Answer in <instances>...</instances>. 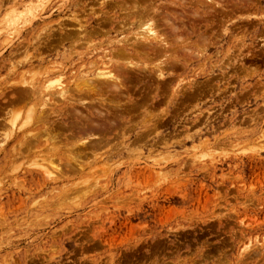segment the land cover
<instances>
[{"label":"rangeland","instance_id":"374dc122","mask_svg":"<svg viewBox=\"0 0 264 264\" xmlns=\"http://www.w3.org/2000/svg\"><path fill=\"white\" fill-rule=\"evenodd\" d=\"M140 1L0 0V264H264V0ZM134 7L165 43L136 47ZM56 32L74 35L60 47ZM122 42L146 70L66 122L134 110L108 113L97 149L69 131L49 144L43 93L72 87L86 58L128 62ZM24 84L39 105L20 102Z\"/></svg>","mask_w":264,"mask_h":264},{"label":"bare ground","instance_id":"6f19581e","mask_svg":"<svg viewBox=\"0 0 264 264\" xmlns=\"http://www.w3.org/2000/svg\"><path fill=\"white\" fill-rule=\"evenodd\" d=\"M142 1V0H141ZM140 1V2H141ZM146 2V1H145ZM208 2V1H207ZM139 2H137V4H138ZM144 3V2H143ZM149 3V2H148ZM124 5V4H123ZM128 5H129V3H128ZM136 5V3L134 4V5H130V6H135ZM141 5V4H140ZM139 5V6H140ZM125 6H126V4H125ZM111 7V6H110ZM116 7H118V6H116ZM137 7H138V5H137ZM136 7H134L133 8V11H132V13L134 12V14H132V13H130V11L128 12V14H130V15H126L127 13H125V15L126 16H128V18H127V20H130V21H133L132 23H134V21H138L139 22V27L141 28V27H146V29H145V31H144V33H140V34H138V36H140V42L142 41V40H144V41H142L143 43H138L137 45H136V47L138 46L139 48H141L140 50H142V53H143V50L144 49H147V47L148 46H146V47H144V43L146 44V43H148L149 45H151V47H152V45H161V43H165V41L164 40H162L161 39V36H159L158 34H157V32L155 31L156 29H155V24H154V22H153V24H151V18L149 17V14L150 13H148V15H147V13H146V11H148V10H146L145 11V14L142 12V10H141V7L139 8L141 11H137V9H135ZM147 8H149V7H147ZM216 8V7H215ZM26 9V8H25ZM142 9H144V8H142ZM203 9V8H202ZM28 10H30V9H28ZM125 10H126V8H125ZM210 10V9H209ZM93 12V11H92ZM140 12V13H139ZM28 13V12H27ZM32 13V12H31ZM21 14V13H20ZM151 15V14H150ZM18 16V15H17ZM19 17V16H18ZM177 17V16H176ZM194 17V16H193ZM145 18V20L144 21H142V19H144ZM153 18V17H152ZM197 18V17H196ZM201 18V17H200ZM124 19H125V17H124ZM154 19V18H153ZM15 20H17V19H15ZM126 20V19H125ZM164 20H165V18H164ZM169 20H171V19H169ZM168 19H167V22L169 21ZM192 20V19H191ZM166 21V20H165ZM185 21H187V20H185ZM193 21V20H192ZM125 22V21H124ZM137 22V23H138ZM178 22V21H177ZM149 23V24H148ZM158 23H160V22H158ZM157 23V25H159ZM151 24V25H150ZM164 25H165V22L163 23ZM172 24V23H171ZM137 25V24H136ZM156 25V27H158ZM176 24H174V26H175ZM180 25V24H179ZM138 26V25H137ZM168 26V25H167ZM170 26V25H169ZM174 26L172 27V28H170L171 30H173L172 31V35H173V32L174 33H176L175 31L176 30H178V29H176V27L174 28ZM81 27V26H80ZM168 28V27H167ZM186 28V27H185ZM184 28V29H185ZM95 29H97V28H94V30ZM143 29V28H142ZM59 30V29H58ZM94 30H92V31H94ZM137 30V29H136ZM138 30H140L139 28H138ZM144 30V29H143ZM142 30V31H143ZM167 30V29H166ZM169 30V29H168ZM171 30H169V31H171ZM85 31V30H84ZM109 31V30H108ZM39 33L40 32H43V29H40L39 31H38ZM63 32V31H62ZM67 32V31H66ZM87 32H90L89 30L87 31ZM97 33H98V31H96ZM162 32H163V30H162ZM65 33V32H64ZM80 33H83V29H82V32H80ZM139 33V32H138ZM41 34V33H40ZM53 34V33H52ZM66 34V33H65ZM65 34H63V35H61V34H59V35H57V32H56V35L58 36H56L57 38H59V39H56V40H59V41H55V39H54V42L55 43H57L58 42V46H62L63 45V43H62V41H63V39L65 38V40L66 39H68V37H71L72 35H74V34H70L69 36H68V33H67V35H66V37L64 36ZM88 34V33H87ZM90 34H91V32H90ZM93 34V33H92ZM91 34V35H92ZM136 34V33H135ZM163 34V33H162ZM166 34H168V33H166ZM94 35V34H93ZM181 35H182V33H181ZM47 36V35H46ZM53 36V35H52ZM142 36V37H141ZM170 36H171V33H170ZM51 37V36H50ZM49 37V38H50ZM64 37V38H63ZM74 37H78V36H76V34H75V36ZM73 37V38H74ZM164 37V36H163ZM181 37V36H180ZM52 38H51V41L53 42V40H52ZM142 38V39H141ZM45 38H43L42 40H44ZM72 39V38H71ZM176 39V38H175ZM181 39V38H180ZM179 38H178V41L180 40ZM69 40H70V38H69ZM89 40H90V38H89ZM50 41V40H49ZM88 41V40H87ZM174 41V40H173ZM205 41V40H204ZM207 41V40H206ZM45 42H46V40H45ZM86 42V41H85ZM91 42V41H90ZM123 43V42H122ZM125 43H127V42H124L123 43V46L118 50V52H117V54L115 55L116 57L118 56V57H127L128 55H130V54H132V52H134L136 55H139V53L136 51L135 52V48H134V50H131L130 48H127V47H125L127 44H125ZM51 44V49H53L54 47H56L57 46V44H54L55 46L54 47H52V43L50 42V43H48L47 45H50ZM148 44H146V45H148ZM85 45V44H84ZM57 46V47H58ZM181 46V45H180ZM45 47V46H44ZM47 47V48H46ZM45 48L46 49H44V48H42L44 51L46 50L47 51V49H49V47L48 46H46ZM78 47V46H77ZM87 47V46H86ZM137 47V48H138ZM144 47V48H143ZM136 48V49H137ZM157 48V47H156ZM40 49V48H39ZM50 49V50H51ZM95 48H92V49H90L91 50V52L89 53V54H87L86 55V57L88 56V55H92V52H93V50H94ZM158 49H159V46H158ZM182 49V48H181ZM199 49V48H198ZM43 50H42V52H43ZM182 50H184V49H182ZM49 51V50H48ZM121 51V52H120ZM145 51V50H144ZM164 51V50H163ZM179 51V50H178ZM201 51L202 50H200V53H201ZM147 52V51H146ZM157 52V51H156ZM161 52V51H160ZM142 53H140V55H141V57H143V54ZM156 54V53H155ZM155 54H154V56H155ZM161 55V54H160ZM27 56V55H26ZM166 57V56H165ZM168 57V56H167ZM171 56H169L168 58H170ZM128 58V62H125V63H119V62H117V61H114V60H112V59H110V61H108V62H105V60H102V59H99L100 61H101V66L102 67H100L97 63H95L94 61H91L90 60V58H86L84 61H81V65H80V68H79V70H78V74L76 75V76H73V77H71L70 76V78H69V80H71V79H73V83H71V85H72V87H70V88H66V89H63L62 88V90H60V91H57V92H55V93H53V94H51L50 92L48 93H43L44 94V98L45 97H47L48 95L50 96V98L48 99V100H44V102H42V105H44V106H46V109H45V112L46 113H42L43 115L44 114H46L45 116H41L43 119H41L40 121H36V123H38V126L37 127H39L40 126V129H42L41 130V133L46 137V139H47V142H49V144L50 143H52L53 145L56 143V140H58L59 139V135H61V131H69L70 133H75V135H77V133L79 134V133H84L86 136L84 137V138H82L81 140H79L80 141V148H79V150H88V149H97V148H99V146H100V144H102V142H104L105 141V139H104V134L107 132V130H108V128H110L111 126H112V124H111V122L112 121H114L116 118V116H119V115H122L123 113H125V114H128L131 110H134V106H136V105H131L129 108H127L126 110H123V111H121V112H118L117 110H115V109H117V108H119L118 106H117V102L115 103V101H113V102H111V104H113V105H111L110 103V106L105 110V112H101V111H98V110H95L94 109V111L95 112H97V116H95V117H98L99 118V120L98 119H94V117H89V116H84V118H82L83 120V122L84 123H87V124H75V123H69V122H66V120L69 118V119H78V118H80L81 117V115L80 114H78V113H80L78 110H77V105H80V106H82L83 108H86V104L84 103V102H86V99H90L91 101H95L96 100V97L97 98H99V100H97V103H101V104H103L104 102H103V100H104V98H103V95L105 94V93H110L111 94V91H112V93L114 92V96H119V94H118V92H122L123 93V91H125V93H127L128 91H127V88H128V84H130V78H129V75L128 76H125L124 75V73L126 74L127 72H128V70H134V69H136V70H146V67H144V68H142V67H140V65H145L144 63L143 64H140V63H137V62H133V61H129V59H132V58H135V57H133V56H128L127 57ZM170 59H172V57L170 58ZM123 60H125L124 58H123ZM132 60H134V59H132ZM137 60H139V59H137ZM148 60V59H147ZM119 61H120V59H119ZM127 61V60H126ZM140 61H141V59H140ZM169 61V60H168ZM170 62V61H169ZM162 64H163V62H161ZM160 63V64H161ZM166 62H164V64H165ZM168 63V62H167ZM171 64H175L176 65V63H173V62H171ZM181 64V63H180ZM181 65H183V64H181ZM64 66H65V64H64ZM63 66V69H59V70H52V71H49V73H47V75L46 76H50V77H58V79H59V76L61 75V74H63V73H65L66 72V66L64 67ZM89 66L91 67V68H89ZM159 67H157V66H155L154 67V69L156 70V72H157V74H155V75H157L156 76V78H160V77H163V71H162V66H160V65H158ZM165 66H167V65H165ZM169 66H170V64H169ZM177 67V66H176ZM184 67V66H183ZM149 68V67H148ZM127 71V72H126ZM130 72H132V71H130ZM245 72V71H244ZM147 73V72H146ZM141 74V73H140ZM148 75V74H147ZM45 76V77H46ZM24 79V78H23ZM54 80V79H53ZM61 80V79H60ZM59 80V81H60ZM21 81V80H20ZM29 81V80H28ZM58 81V80H57ZM56 81V82H57ZM47 82V81H46ZM46 82H45V84H46ZM48 82H49V80H48ZM52 81H50V88H53L54 86H52V83H51ZM55 82V81H54ZM55 82V83H56ZM132 82V81H131ZM156 82V81H155ZM54 83V84H55ZM29 84V83H28ZM38 84V83H37ZM57 84L59 85V82H57ZM55 85V86H57L58 87V85ZM25 85V88H27V89H25L24 90V87H22L21 85H19L21 88H23V89H17L16 91V95H18V98H19V100H20V102H21V100H24V99H29L30 100V102L31 103H33L34 105H32V106H37V105H39V104H36V100H35V98H34V95L36 94H40V93H38V89H39V87H35V85H28V87L26 86V84H24ZM47 85V84H46ZM70 85V84H69ZM61 87V86H60ZM59 87V88H60ZM127 87V88H126ZM16 88V87H15ZM44 88V87H43ZM42 88V89H43ZM47 88H49L48 86H47ZM56 88V87H55ZM54 89V88H53ZM53 89H52V91H53ZM56 89H58V88H56ZM39 90H41V89H39ZM48 90V89H47ZM194 90V89H193ZM18 93V94H17ZM121 94V93H120ZM124 94V93H123ZM123 94H121V95H123ZM53 96H57V97H54V98H56L55 99V103L53 104V105H51L50 103L53 101L54 102V98H52ZM40 97H41V95H40ZM113 99H115L114 97H113ZM27 101V100H26ZM96 102V101H95ZM16 103H17V101H16ZM30 103V104H31ZM106 103V102H105ZM91 104H93V103H91ZM132 104V103H131ZM94 105V104H93ZM105 105V104H104ZM134 107V108H133ZM30 108V107H29ZM92 110H93V108H91ZM97 109V108H96ZM120 109V108H119ZM43 111H44V109H43ZM112 112V115L113 116H115L114 117V119H111V120H109L108 118L109 117H107L108 116V113L109 112ZM42 112V111H41ZM47 112H48V114H47ZM133 112V111H132ZM131 112V113H132ZM28 114V113H27ZM26 114V115H27ZM83 114V113H82ZM88 114V113H87ZM31 115V114H30ZM52 116H55V117H53L52 118ZM59 117V118H58ZM152 117V116H151ZM38 118V117H37ZM57 118V120H60V122H58V123H56L54 120ZM119 118H120V116H119ZM162 118V117H161ZM31 120V119H30ZM68 121V120H67ZM30 122V121H29ZM33 122V121H32ZM32 125V124H31ZM154 126V125H153ZM117 130V129H116ZM29 133V132H28ZM32 134V133H31ZM41 134V135H42ZM113 134V133H112ZM115 134V133H114ZM30 135V134H29ZM116 135V134H115ZM113 137V136H112ZM23 138V137H22ZM39 138V137H38ZM71 138V137H70ZM77 138H80V136H78V137H76V139ZM75 139V140H76ZM44 140V139H43ZM71 140V139H70ZM77 141V140H76ZM79 141H78V143H79ZM45 142V141H44ZM36 143V141L34 142V144ZM109 143V142H108ZM18 144V143H17ZM16 144V145H17ZM52 144H51V146H52ZM105 144H107V142L106 143H104V145ZM46 145V144H45ZM59 145V144H58ZM39 147V146H38ZM40 147H44V145L43 144H40ZM46 147V146H45ZM101 147H102V145H101ZM104 147V146H103ZM26 148V147H25ZM29 149V148H28ZM11 150V149H10ZM100 150V149H99ZM102 150V149H101ZM23 153V152H22ZM96 153V152H95ZM19 154V153H18ZM80 154V153H79ZM19 156V155H18ZM25 157V156H24ZM37 165V164H36ZM39 165V164H38ZM41 167V166H40ZM56 168V167H55ZM53 169V168H52ZM70 169V168H69ZM73 169V168H72ZM52 171V170H51ZM76 172V171H75Z\"/></svg>","mask_w":264,"mask_h":264}]
</instances>
